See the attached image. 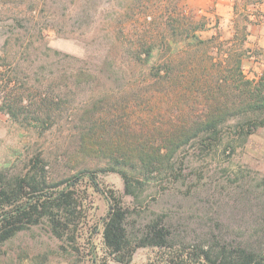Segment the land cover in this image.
<instances>
[{"label": "trees", "instance_id": "1", "mask_svg": "<svg viewBox=\"0 0 264 264\" xmlns=\"http://www.w3.org/2000/svg\"><path fill=\"white\" fill-rule=\"evenodd\" d=\"M74 1L77 30L91 37L94 47L84 58L70 57L68 71L58 70L71 80L68 87L94 94L75 115L78 150L88 157H103L119 169L127 195L138 196L135 183L140 187L154 175L170 173L178 154L188 146L201 153L222 152L229 158L247 137L264 127V75L250 79L244 72L251 52L248 14L241 33L235 27L228 39L219 32L204 40L201 33L212 21L199 17L188 0ZM38 33L43 40V32ZM34 44L14 52L9 42L4 46L0 112L16 121L37 114L36 122L29 125L48 130L63 96L60 90L55 94L51 84L36 90L22 83L20 77L31 76L35 70L30 59L42 48ZM20 52L27 66L14 58L11 61ZM48 65L38 69L43 72ZM75 185L70 180L57 182L36 168L2 184L0 242L43 220L57 237L69 233L82 219ZM238 191L235 202H249L256 216L264 191L260 195L254 189L239 187ZM111 197L114 202L103 237L113 254L131 256L136 249L149 247L164 251L158 264H264V201L256 216L263 224L249 237L229 233L230 226L211 224L208 233L187 240L161 219L138 233L129 232L128 211Z\"/></svg>", "mask_w": 264, "mask_h": 264}, {"label": "rangeland", "instance_id": "2", "mask_svg": "<svg viewBox=\"0 0 264 264\" xmlns=\"http://www.w3.org/2000/svg\"><path fill=\"white\" fill-rule=\"evenodd\" d=\"M188 4L199 17L206 16L212 21L201 33L204 40L219 32L223 33L224 40L228 39L237 27L241 33L247 14V31L255 30L264 22V6L256 0H188ZM74 8V0H0V56L7 42L13 46V52L35 42V46L42 48L30 59L34 60L35 70L31 76L22 75V83L36 90L51 84L55 94L60 90L63 96L61 109L52 115L53 125L48 130L29 125L36 122L37 114L24 115L16 121L0 112V186L36 168L57 182H75L74 190L82 208L80 224L70 228L63 237L54 235L48 221L43 220L0 242V264L161 262L165 253L158 249L141 247L129 256L113 254L106 247L103 234L114 202L112 195L128 211L129 232L138 233L146 224L161 219L174 225L187 240L205 235L211 224L230 226L229 233L249 237L263 224L256 216L264 198L256 205V216L250 211L249 202L248 205L236 203L235 198L239 187L243 191L254 189L259 195L264 191V170L251 160L246 150L251 135L229 158L222 152L201 153L188 146L178 154L170 173L154 175V179L140 187L135 183L139 188L137 197L127 195L119 169H114L107 159L79 152L75 115L82 112L94 94L88 90L74 91L68 87L71 80L62 77L58 70L68 71L70 57L84 58L94 47L91 37H84L77 30ZM40 30L45 35L43 40ZM250 48L244 72L246 61L260 54L258 49ZM13 58L21 66L28 65L21 52L11 61H15ZM45 63H49L48 68L41 72L38 68ZM37 71L40 73L35 74ZM32 110L35 111L34 107ZM235 178L243 180L238 184L231 182ZM140 179L144 180L142 176Z\"/></svg>", "mask_w": 264, "mask_h": 264}, {"label": "crops", "instance_id": "3", "mask_svg": "<svg viewBox=\"0 0 264 264\" xmlns=\"http://www.w3.org/2000/svg\"><path fill=\"white\" fill-rule=\"evenodd\" d=\"M258 5L264 6V2ZM250 30L247 46L258 49L260 54L258 58L251 57L246 61L245 74L250 79H258L264 75V22H260L255 30ZM247 144L246 150L249 157L260 169L264 170V127L252 134Z\"/></svg>", "mask_w": 264, "mask_h": 264}]
</instances>
